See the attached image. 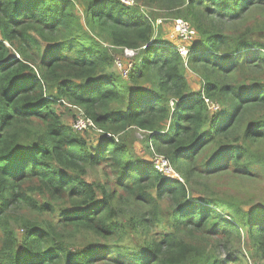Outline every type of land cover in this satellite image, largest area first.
<instances>
[{
    "label": "trees",
    "instance_id": "16d2710c",
    "mask_svg": "<svg viewBox=\"0 0 264 264\" xmlns=\"http://www.w3.org/2000/svg\"><path fill=\"white\" fill-rule=\"evenodd\" d=\"M134 1L195 31L186 55L138 4L0 0V264H245L242 240L264 264V0Z\"/></svg>",
    "mask_w": 264,
    "mask_h": 264
},
{
    "label": "rangeland",
    "instance_id": "374dc122",
    "mask_svg": "<svg viewBox=\"0 0 264 264\" xmlns=\"http://www.w3.org/2000/svg\"><path fill=\"white\" fill-rule=\"evenodd\" d=\"M120 1L124 3L129 2V0H120ZM130 1H132V4L129 3L127 5L138 4L142 12H145L146 14H148L151 17V19L154 21V27L156 30V34L161 39H165L166 41H169L173 43L174 45H176L179 51L186 53L188 48L197 41L198 37L196 34L193 36L192 39L187 40V41L181 40L177 36H175L173 32V20H176L179 18L167 17L165 16L164 12L152 10L148 5L144 3H136L134 0H130ZM77 10L79 14H81L80 2H77ZM253 37L260 39V41H263L264 43V37L261 39V36H259L258 34L254 35ZM110 52L112 53L115 59L114 71L118 74H121L123 77H125L127 69H129V61L127 60V58H130L134 54V51L125 49L123 53H120L119 51L111 49ZM186 77H187L188 83L190 84L191 88L197 90L200 85L199 79L195 75H193V73L189 71L188 69H186ZM58 112L61 115L62 121L68 125H71L72 127V122L75 119V108L73 107L68 108L67 106L62 104L58 106ZM87 132H89L88 137H90L91 139H94L95 135H97V133H94L93 131L88 130ZM132 135L133 136L131 137V141L134 146V149H133L134 154L138 157H141L142 159L148 160L149 162L150 161L155 162V160H157L155 157L156 155H149L148 150L146 149V146L141 142L143 138L142 132L136 131ZM86 178L90 181L99 180V179L102 180V173H101L100 168H97L96 170H92L88 172V174L86 175ZM252 193L255 197L256 202H259L261 198L263 197V195L259 191H252ZM230 196L231 195H228V197ZM248 197H250V193L247 195H240L237 199L240 201H243V200H246ZM15 229L19 230L18 228H15ZM248 248H249V245H247L245 241L242 240L239 246V250L243 253L244 263L245 264H257L255 261H252L251 259H249L247 255H245V253L249 255ZM255 260L259 261V259H255Z\"/></svg>",
    "mask_w": 264,
    "mask_h": 264
},
{
    "label": "built area",
    "instance_id": "2783aa9c",
    "mask_svg": "<svg viewBox=\"0 0 264 264\" xmlns=\"http://www.w3.org/2000/svg\"><path fill=\"white\" fill-rule=\"evenodd\" d=\"M122 2V1H121ZM124 3V2H123ZM132 4V1L129 0V2H125V4ZM173 32L175 36H177L179 39L187 41L193 38L195 35V31L182 19H176L173 20ZM182 55H186V53H183L180 51ZM208 108L210 110H217L219 108L218 104L212 103L209 101H206ZM72 128L74 130H84L87 128H93L95 129V126L93 122L88 119L81 109L78 108V113L76 119L72 122ZM157 160L152 163L167 177L170 178H178L177 173L171 168L168 161L162 157V156H155ZM154 157V158H155Z\"/></svg>",
    "mask_w": 264,
    "mask_h": 264
}]
</instances>
